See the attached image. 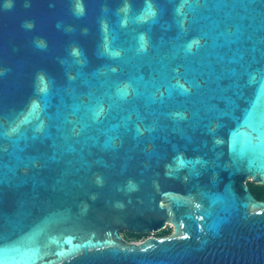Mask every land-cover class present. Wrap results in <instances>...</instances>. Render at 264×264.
Listing matches in <instances>:
<instances>
[{"label":"water","instance_id":"95a60500","mask_svg":"<svg viewBox=\"0 0 264 264\" xmlns=\"http://www.w3.org/2000/svg\"><path fill=\"white\" fill-rule=\"evenodd\" d=\"M248 179L264 0H0V264H264Z\"/></svg>","mask_w":264,"mask_h":264},{"label":"flooded vegetation","instance_id":"af4514ba","mask_svg":"<svg viewBox=\"0 0 264 264\" xmlns=\"http://www.w3.org/2000/svg\"><path fill=\"white\" fill-rule=\"evenodd\" d=\"M247 185L249 186L250 190L253 192V194L256 196L257 199L259 200H264L263 197H261L257 192L259 191H264V185L261 184H257L255 182H253L251 179H248L246 181ZM161 231V230H160ZM163 233H165L164 235H160L158 234V232H156V234L154 233L155 236H166L169 235L172 231H173V225L170 223H167L166 226L162 229ZM121 235L122 237L127 240V241H134V242H138V240H143L146 237H149V234H135V233H130L126 230H121Z\"/></svg>","mask_w":264,"mask_h":264},{"label":"trees","instance_id":"16d2710c","mask_svg":"<svg viewBox=\"0 0 264 264\" xmlns=\"http://www.w3.org/2000/svg\"><path fill=\"white\" fill-rule=\"evenodd\" d=\"M261 197H263L264 198V191H259V192H257ZM158 234H160V235H164L165 233H163V231L161 230V231H159L158 232Z\"/></svg>","mask_w":264,"mask_h":264},{"label":"rangeland","instance_id":"374dc122","mask_svg":"<svg viewBox=\"0 0 264 264\" xmlns=\"http://www.w3.org/2000/svg\"><path fill=\"white\" fill-rule=\"evenodd\" d=\"M156 234V233H155ZM154 235V234H153ZM138 241H140V240H138Z\"/></svg>","mask_w":264,"mask_h":264},{"label":"built area","instance_id":"2783aa9c","mask_svg":"<svg viewBox=\"0 0 264 264\" xmlns=\"http://www.w3.org/2000/svg\"><path fill=\"white\" fill-rule=\"evenodd\" d=\"M154 234V233H153ZM153 234H151V235H153Z\"/></svg>","mask_w":264,"mask_h":264}]
</instances>
